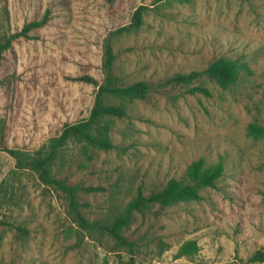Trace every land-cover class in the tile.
Segmentation results:
<instances>
[{"label":"rangeland","instance_id":"374dc122","mask_svg":"<svg viewBox=\"0 0 264 264\" xmlns=\"http://www.w3.org/2000/svg\"><path fill=\"white\" fill-rule=\"evenodd\" d=\"M140 5L139 29L115 33ZM46 8L48 23L13 41L1 60L0 264H120L129 256L139 264H264L251 260L264 251V133L247 135L250 125L264 127V0H0L2 36ZM107 39L119 83L143 80L151 90L104 99L127 111L105 118L112 148L69 139L51 160L52 176L80 187L83 215L111 220L137 192L187 180L194 160L223 164L201 199L134 211L122 229L131 246L79 228L62 194L8 152L22 160L45 154L65 124L89 116L98 86L67 77L100 82ZM219 57L238 69L228 88L205 75L167 82ZM188 239L198 250L175 258Z\"/></svg>","mask_w":264,"mask_h":264},{"label":"trees","instance_id":"16d2710c","mask_svg":"<svg viewBox=\"0 0 264 264\" xmlns=\"http://www.w3.org/2000/svg\"><path fill=\"white\" fill-rule=\"evenodd\" d=\"M112 2V0H106ZM162 0H153V3ZM145 6H138L127 25L121 26L115 30V33L137 31L141 24L142 12ZM50 18V8H46L43 15L38 19H32L25 22L19 30L2 36L0 28V67L3 52L9 48L13 41L18 38L31 39V31L45 26ZM114 59L109 39L106 40L104 47V77L98 82L89 74L67 77L74 81H84L98 86L95 95L93 108L89 116L73 123H67L63 126L61 132L53 137L49 144L48 151L44 154L42 151H36L35 155L28 160H22L14 151L8 150L16 158V166L27 168L33 171L38 179L46 186L59 191L64 197L67 205V211L71 220L81 229L91 231L96 230L111 236L117 245L131 246L129 241L122 233V229L129 223L134 211H143L150 203H159L162 206L174 204L180 201L199 200L202 198L199 190L203 187H216V182L223 175V164L216 162L206 166L201 158L194 160L186 171L187 180L170 178L166 184L159 190L152 191L149 194H143L140 191L126 203L122 212L116 214L111 220H88L80 210V204L77 200V192L80 189L77 185H71L64 179L52 176L49 170V164L56 155L57 150L69 139L83 141L90 146L99 149H110L114 145L109 136V123L105 120L108 117H125L127 111L121 104L104 102L107 97L116 98H144L151 86L143 81L137 80L124 85L119 83L116 75L111 72ZM205 75L214 80L222 88H228L237 79L238 69L236 63L228 58L219 57L211 62L201 71L191 70L189 72H179L170 77L169 83L190 84L196 78ZM191 92L202 91L208 94L206 88L202 86H193L189 89ZM264 133V127L250 125L247 135L258 136ZM85 190L92 191L95 188L85 187ZM198 250V245L194 239L185 240L177 248L174 254L175 258L190 256ZM252 261L264 262V251L258 250L251 258ZM120 264H139L132 256L125 260H120Z\"/></svg>","mask_w":264,"mask_h":264}]
</instances>
